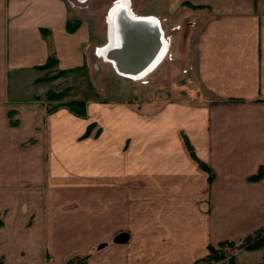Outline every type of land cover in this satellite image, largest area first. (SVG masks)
Returning a JSON list of instances; mask_svg holds the SVG:
<instances>
[{
  "label": "crops",
  "instance_id": "obj_1",
  "mask_svg": "<svg viewBox=\"0 0 264 264\" xmlns=\"http://www.w3.org/2000/svg\"><path fill=\"white\" fill-rule=\"evenodd\" d=\"M126 1L166 42L146 76L169 62L203 92L151 111L139 102L153 97L79 96L76 116L46 94L60 75L80 83L99 45L90 18L64 0H0V264H190L264 225V0ZM127 22V67L147 68L155 27Z\"/></svg>",
  "mask_w": 264,
  "mask_h": 264
},
{
  "label": "rangeland",
  "instance_id": "obj_2",
  "mask_svg": "<svg viewBox=\"0 0 264 264\" xmlns=\"http://www.w3.org/2000/svg\"><path fill=\"white\" fill-rule=\"evenodd\" d=\"M64 1L76 10V15H82V12L85 11V15L90 18L89 24L92 29V35H96L94 41L99 45L94 49L92 48L94 56H87L86 65L80 69L78 76L81 78L77 80L80 83H76L78 85H74V81L72 82L66 79V76L62 77L61 75L54 81V91L60 94V97L54 100L56 105L68 108L66 103L79 96L93 98V96L99 95L101 98L123 101L132 97H138L139 99L153 97L155 100L149 101V103L139 102L142 109L151 111L164 104L166 99L185 98L186 93H188L187 97L191 95L193 98L195 94L202 91L192 78H186L184 70H169V62L166 64L167 69L164 70V65L161 64L149 76L138 80L119 75L110 63H101L104 59L98 56L99 46L106 42V15L107 10H109L112 4L110 6L97 7V9H94L96 12H94L93 8L89 10L86 0ZM124 28L120 30L118 28L114 34L115 37H118L120 43L122 41L120 50L114 48L110 51L115 55L119 64L127 61L125 65L131 66V60H127L130 57L128 54L130 48L126 47L125 40L123 39L124 36L122 35L124 32H130L131 29L123 30ZM102 29L104 32H102ZM166 57L170 56L167 54ZM187 76H189L188 73ZM54 91L52 90L51 92ZM157 98H160V100ZM127 103L135 104L137 102ZM261 227H258L261 228L259 230L256 228L238 237L224 240L227 242L220 246H217V244L213 245L214 250L211 252H208L206 248V253L202 259H197L190 264H264V225ZM69 264H83V260L76 257L70 260Z\"/></svg>",
  "mask_w": 264,
  "mask_h": 264
},
{
  "label": "bare ground",
  "instance_id": "obj_3",
  "mask_svg": "<svg viewBox=\"0 0 264 264\" xmlns=\"http://www.w3.org/2000/svg\"><path fill=\"white\" fill-rule=\"evenodd\" d=\"M133 13L130 10L129 5H128L126 0H119L118 3L112 4V6L109 8L107 15H106V17H107V21H106L107 24L106 25H107V41H108V43L98 49V56L102 57L105 61H109L110 63H112L113 68L115 69L116 73H118L119 75L129 77V78L134 79V80H136V79L138 80V79L145 77L151 71V69L159 63L160 59L162 58L163 52L166 49L165 48L166 42L164 41V38H163L161 32L159 31L160 29L158 30V22L153 17L146 16L143 19L146 20V22H149L150 24L153 23V25L155 27V33H156L157 37H159V40L161 41L160 50L155 55L153 61L151 62V64L147 68L130 69V68L126 67L125 64L120 65L118 60L115 58V55L112 53V51H110L112 49V47L114 46V43H115V35L114 34L118 30V28H117L118 25L116 23V20L121 19V20L127 21L130 19L142 18L139 15L137 16ZM125 28H127V27L125 26ZM144 38H145V36H144ZM151 45H152V42L149 38H146L142 43L137 41L134 44V48H133V51L131 54L134 57H136L135 52H138L139 53L138 58L142 59L143 57H146L148 50L151 47ZM129 56L130 57H128L127 60L131 59L130 54H129Z\"/></svg>",
  "mask_w": 264,
  "mask_h": 264
},
{
  "label": "trees",
  "instance_id": "obj_4",
  "mask_svg": "<svg viewBox=\"0 0 264 264\" xmlns=\"http://www.w3.org/2000/svg\"><path fill=\"white\" fill-rule=\"evenodd\" d=\"M54 64H55V59L51 55H48L46 61L40 67L43 69H46V70H51V68H52V66H54ZM58 73H60V72H58ZM44 78H46V77H44ZM59 97H60L59 93H55V92H51V91H48L46 94V98H48V99H58ZM84 105H85V103L83 100H70V101H68V103H66V106L68 107V109L73 114H75L76 116H80V117H84V115H85V112H84L85 106ZM50 108L51 107H49V109ZM93 127H94L93 123L89 124L84 131V135H88ZM189 150H190L191 157L196 160V162L198 163V165H200V167H202L204 170H206L208 172V175H209L208 177H211V172H210L209 167L206 164L202 163L197 158H195V156L193 155L190 148H189ZM251 178H256V176H252V177H250V179ZM261 228H258V230ZM226 242L227 241H220L217 243V246L225 244ZM206 248H207L208 252H211L214 250V247L210 246V245H208Z\"/></svg>",
  "mask_w": 264,
  "mask_h": 264
},
{
  "label": "water",
  "instance_id": "obj_5",
  "mask_svg": "<svg viewBox=\"0 0 264 264\" xmlns=\"http://www.w3.org/2000/svg\"><path fill=\"white\" fill-rule=\"evenodd\" d=\"M107 12H108V10H107ZM138 20H144V19H138ZM135 22H138V21L135 20ZM141 22H142V21H141ZM116 23H117V25H118L117 28H119V30L122 29V28H124L125 26H126L127 28H124L123 30L129 29V28H131V26H132V24H131V25L128 24V22L125 21V20H124V23H121V22L119 21V19H117V20H116ZM123 30H122V31H123ZM136 30H137V29H135V31H134V30H133V31L136 32ZM124 33H127V32H124ZM130 33H131V31H130ZM131 34H132V33H131ZM134 34H135L136 37L139 36V35H136V33H134ZM126 40H127V39H126ZM126 40H125L126 47H128V46L130 47L131 44H132V42H131V41H128V40L126 41ZM133 46H134V45H133ZM126 49H127V48H126ZM128 52H129V51H128ZM125 61H126V60H125ZM126 62H127V61H126ZM126 62H125V63H126ZM120 65H121V64H120ZM126 67H127V66H126ZM117 240H122V238L119 236V237H117Z\"/></svg>",
  "mask_w": 264,
  "mask_h": 264
}]
</instances>
